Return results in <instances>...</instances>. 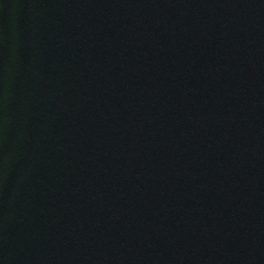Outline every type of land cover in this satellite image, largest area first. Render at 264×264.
Wrapping results in <instances>:
<instances>
[{"label":"water","instance_id":"water-1","mask_svg":"<svg viewBox=\"0 0 264 264\" xmlns=\"http://www.w3.org/2000/svg\"><path fill=\"white\" fill-rule=\"evenodd\" d=\"M0 264H264V0H0Z\"/></svg>","mask_w":264,"mask_h":264}]
</instances>
